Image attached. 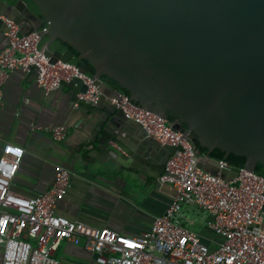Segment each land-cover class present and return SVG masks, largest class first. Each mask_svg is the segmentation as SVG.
Returning a JSON list of instances; mask_svg holds the SVG:
<instances>
[{
	"label": "water",
	"instance_id": "water-1",
	"mask_svg": "<svg viewBox=\"0 0 264 264\" xmlns=\"http://www.w3.org/2000/svg\"><path fill=\"white\" fill-rule=\"evenodd\" d=\"M0 13L19 25V35L45 27L41 41L51 63L74 57L53 48L60 39L94 66V100L80 98L88 90L80 77L59 83L89 124L75 151L83 149L84 164L105 177L146 190L160 183L177 148L159 145L117 109L109 97L123 93L102 75L207 148L196 154L203 169L225 180L239 173L209 156L215 148L244 156L250 172L264 164V0H0ZM28 68L38 77L37 66ZM168 110L176 114L171 122Z\"/></svg>",
	"mask_w": 264,
	"mask_h": 264
},
{
	"label": "built area",
	"instance_id": "built-area-1",
	"mask_svg": "<svg viewBox=\"0 0 264 264\" xmlns=\"http://www.w3.org/2000/svg\"><path fill=\"white\" fill-rule=\"evenodd\" d=\"M7 44L0 50V106L4 83L14 69L39 68L38 84L45 94L57 90L60 80L80 77L88 86L80 98L94 100L93 78L71 63H51L40 46L41 33L19 35V25L0 15ZM117 109L138 123L145 135L177 150L159 176L173 188V196L161 215L140 236H125L108 227H91L56 212L57 203L70 188V170L54 167L49 189L34 197L16 193L12 181L23 156L13 144L0 157V245L2 264H62L54 252L63 240L81 244L99 264H264V176L241 168L225 180L198 165L197 147L171 124L133 102L129 95L109 97ZM62 140L65 126L50 129ZM220 167H228L218 160ZM184 206H196L206 214L204 227L215 237L213 247L186 226Z\"/></svg>",
	"mask_w": 264,
	"mask_h": 264
},
{
	"label": "crops",
	"instance_id": "crops-1",
	"mask_svg": "<svg viewBox=\"0 0 264 264\" xmlns=\"http://www.w3.org/2000/svg\"><path fill=\"white\" fill-rule=\"evenodd\" d=\"M4 31L0 19V50L7 44ZM109 95L111 92H107L106 98ZM84 117L71 103L68 88L59 87L45 94L35 71H11L4 83L0 106V157L8 144L23 150L12 189L23 196H37L51 186L54 167L62 165L70 170L71 184L57 203L58 214L91 227H108L125 236H140L150 228L153 217L167 208L173 188L159 183L133 192L121 176L105 177L95 166L85 165V151H75L88 131ZM54 126H65L64 139L53 137L50 129ZM205 219L206 214L196 206L182 209L184 224L213 247L216 237L204 227ZM54 256L62 264H99L81 244L68 240L59 244ZM2 257L0 245V264Z\"/></svg>",
	"mask_w": 264,
	"mask_h": 264
},
{
	"label": "trees",
	"instance_id": "trees-1",
	"mask_svg": "<svg viewBox=\"0 0 264 264\" xmlns=\"http://www.w3.org/2000/svg\"><path fill=\"white\" fill-rule=\"evenodd\" d=\"M29 1V0H28ZM32 4V3H31ZM44 40H42L40 42V46L43 45ZM53 48H59L61 50H65V49H70L73 53H74V57L71 60V64L75 65L76 67H82L85 69L86 71V75L93 77L95 74V68L94 66L88 62L85 59H79L78 58V52L76 50H74L69 44L63 42L60 39H57L54 43ZM101 79L103 81H105L107 84L114 86L115 88H117L119 91H121L122 93L129 95L128 91L124 88H122L121 86L118 85L117 82H115L113 79L107 77L106 75H102ZM168 114V120L171 122L175 117L176 114L174 112H172L171 110L167 111ZM184 127H187V123H183ZM198 151L201 154H205L207 153L208 149L202 146H197ZM209 156L213 159L216 160H224L226 161L228 164L233 165V166H237L239 168H244L245 166V161L246 158L244 156H238L235 155L233 153H230L228 155H225V152L221 151L218 148L213 149L210 153ZM255 173L261 176H264V164L261 162H258L256 164L255 167Z\"/></svg>",
	"mask_w": 264,
	"mask_h": 264
}]
</instances>
